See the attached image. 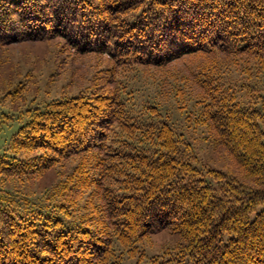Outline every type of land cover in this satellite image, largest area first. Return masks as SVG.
<instances>
[{
    "label": "trees",
    "instance_id": "trees-1",
    "mask_svg": "<svg viewBox=\"0 0 264 264\" xmlns=\"http://www.w3.org/2000/svg\"><path fill=\"white\" fill-rule=\"evenodd\" d=\"M55 35L126 66L222 51L264 74V0H0V45ZM203 73L206 97L177 118L156 100L134 107L125 82L22 111L2 183L79 161L48 195L0 191V264H264L261 81ZM202 140L235 170L202 166ZM163 230L180 242L148 257L139 244Z\"/></svg>",
    "mask_w": 264,
    "mask_h": 264
},
{
    "label": "rangeland",
    "instance_id": "rangeland-1",
    "mask_svg": "<svg viewBox=\"0 0 264 264\" xmlns=\"http://www.w3.org/2000/svg\"><path fill=\"white\" fill-rule=\"evenodd\" d=\"M251 60L244 54L236 56L215 51L211 54H188L164 66H126L103 52H79L64 36L0 45V117L4 121L0 124V154L10 151L14 135L26 120L25 116L20 119L22 111L39 104L43 106L52 99L78 95L97 85L113 91L117 83L125 82L135 94L134 107L156 100L161 103L163 111H171L174 117L179 116V111H184L183 103L193 105L206 97L197 83L200 72L224 74L231 80L232 77L236 80L241 75L247 77L250 74L254 79H260L257 93L261 91L264 100V74L257 77L255 66L247 68ZM257 98L261 99L260 96ZM178 119L181 120V116ZM194 136L200 140L202 134L198 131ZM203 142L204 145L198 142L203 147L200 148L202 158L198 161L202 166L211 164L235 170L236 166L225 148H207L206 141ZM78 161L77 156L65 160L23 183L17 179L3 183L0 180V191L18 188L32 198L48 195ZM180 240L179 235L163 230L144 238L139 245L145 255L152 257L170 254ZM135 262L137 257H130L123 264Z\"/></svg>",
    "mask_w": 264,
    "mask_h": 264
}]
</instances>
